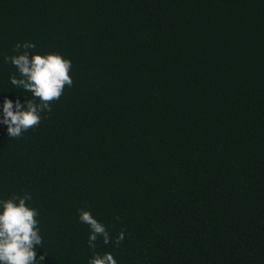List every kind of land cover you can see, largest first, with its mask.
<instances>
[{
	"label": "trees",
	"instance_id": "1",
	"mask_svg": "<svg viewBox=\"0 0 264 264\" xmlns=\"http://www.w3.org/2000/svg\"><path fill=\"white\" fill-rule=\"evenodd\" d=\"M26 42L73 80L20 138L0 125L37 258L88 264V210L118 264H264V0H0V112L33 99L4 59Z\"/></svg>",
	"mask_w": 264,
	"mask_h": 264
},
{
	"label": "clouds",
	"instance_id": "2",
	"mask_svg": "<svg viewBox=\"0 0 264 264\" xmlns=\"http://www.w3.org/2000/svg\"><path fill=\"white\" fill-rule=\"evenodd\" d=\"M36 45L31 42L17 44L16 55L4 57L16 69L9 75L15 88L31 93L33 99L20 96L15 100L5 97L0 125L7 126L9 138H20L25 132L38 126L51 111V102L58 100L65 86L73 83L70 71L72 62L59 53H34ZM21 48L23 51H21ZM31 194L0 198V264H44L45 255L37 258L44 238L41 235L39 210L31 204ZM79 220L89 226L88 244L93 250L88 264H118L111 252H97L96 241L102 237L105 245L113 243L105 224L88 210L79 211ZM125 238L121 232L115 240L119 244Z\"/></svg>",
	"mask_w": 264,
	"mask_h": 264
}]
</instances>
